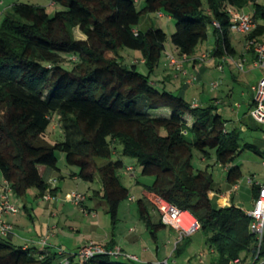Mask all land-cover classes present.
<instances>
[{
    "label": "trees",
    "instance_id": "16d2710c",
    "mask_svg": "<svg viewBox=\"0 0 264 264\" xmlns=\"http://www.w3.org/2000/svg\"><path fill=\"white\" fill-rule=\"evenodd\" d=\"M49 1L62 8L53 16L44 6L18 2L12 6L14 14L0 24V171L14 194L23 197L31 188L42 196L47 191L56 194V189H49L46 172L58 169L57 152L61 151L67 164L79 168V178L92 182L96 174L100 176L98 194L102 193L115 222L121 202L129 196L119 175L125 163L112 159L118 143L123 155L137 159L142 175L154 176L146 186L149 192L189 211L200 229L211 234L207 242L215 253L210 264H230L236 258L252 264L258 244L249 230L250 217L236 205L214 208L210 200L213 176L206 170L195 172L192 164L194 148L205 156L214 149L217 161L226 168L227 182L237 183L243 176L233 164L242 148L240 132L226 131L217 106L193 107V102L139 73L136 63L124 65L118 50L139 51L140 62L152 74L165 50L167 34L163 29L143 31L138 25L143 13L160 11L175 20L170 39L180 57L191 58L209 39V23L215 38L210 56H233L229 10L254 6L257 27L247 39L258 42L264 37V4L258 0H144L139 10L138 0ZM68 63L72 69L65 68ZM53 115L59 117L64 140L50 144L46 137ZM243 147L264 154L254 144ZM100 159L108 162L99 165ZM252 186L257 198L259 186ZM139 208L148 229L165 226L161 221L152 223L142 200ZM152 234L156 238V232ZM179 250L177 246L175 252ZM260 257L264 258V242ZM111 258L125 257L99 254L80 263L72 255L69 264H121ZM0 264H53V256L42 248L36 253L15 245L0 235Z\"/></svg>",
    "mask_w": 264,
    "mask_h": 264
},
{
    "label": "rangeland",
    "instance_id": "374dc122",
    "mask_svg": "<svg viewBox=\"0 0 264 264\" xmlns=\"http://www.w3.org/2000/svg\"><path fill=\"white\" fill-rule=\"evenodd\" d=\"M0 1L6 2L1 8L2 11H0L1 24L4 17L7 15H13L14 11L11 6L9 8L7 7L8 3L12 0ZM15 1L16 0H14V2ZM18 2L44 6L51 16H53L56 11L62 9L60 6H51L49 0H18L15 3ZM258 3L264 4V0H258ZM136 5L139 10L143 9L145 6L144 0H138ZM245 9L246 11L253 12L254 6L251 5ZM159 13H162L163 15L159 16ZM138 28L143 31L152 28L163 29L167 34L165 50L162 52L157 69L152 74H149L146 65L140 62L142 59L141 53L137 50L126 47L120 48L118 50L120 61L128 67H131L134 63H136L137 71L143 75H149L151 81H159L163 80L164 78H168V82L171 84L175 83L174 74L176 73V70L168 65L167 59V54H172L176 57H179L178 50L175 48L170 39V36L175 32V20L169 15L160 11L143 13ZM213 29L214 26L209 23V39L197 47L191 59L183 62L185 63L184 69H186L188 72L194 73V75L198 74L200 76V79L198 80L199 82L194 81L193 84H189L188 86L184 85L181 87L182 89L178 90L171 88L170 91L179 92L176 94L183 96L186 101H197L199 105L203 106L207 105V103L204 101L207 100V102H209L210 98L219 96L218 107L219 110L221 109L224 111L223 116L226 119V123L228 124L227 126L229 128L230 121L235 120L232 108L235 109V104L242 105V110L246 108L248 92L252 85L256 84L259 74L261 76L264 71L262 68L254 67L253 64H246L244 70L239 68L237 69L235 64L241 59L236 58L231 60L228 59L227 56L226 59L228 60H223V62L219 58L210 56V58L205 61H198V65L193 68L191 63H193L194 57H196L201 52L207 51L206 53H209L214 48L215 39L212 34ZM76 35L78 38L84 39V36L80 31H76ZM231 35L233 45L237 49V54L240 55L243 51V42L238 39H240L243 34L231 32ZM220 64H223V70L219 67ZM231 64L235 65L234 68L230 66ZM64 66L67 69H72L73 64L68 63ZM200 67H203L205 70L201 71ZM232 75H235L236 79H234ZM215 82L220 84L217 89L213 88L212 86V84ZM240 135V143L242 148L239 154L235 156L233 164L241 168L243 176L237 182L240 189L235 191L233 195L230 193L232 186L226 180L227 171L225 167L217 161L216 151L214 149H208L209 155L205 156L201 151L194 148L192 164L195 172L199 170H206L213 176V185L210 190V200L214 208H227L236 205L248 213L253 208L255 201L253 186L248 180L250 178L255 182L257 181L264 183V154L260 155L252 150L245 149L243 145L246 143L257 144V140H262L264 137V128L259 131L241 132ZM46 138L50 144L64 140V133L57 115H53V122L48 129ZM259 147L264 151L262 146ZM57 157L58 169H51V171L56 177L58 191H74L86 196V200L81 206L75 205L71 201H66L65 197L63 196V207H60V215L57 219H62L60 220L62 228L67 231L71 239L75 237L85 244H88L92 241L106 245L105 242L108 236V239L115 238L120 245V247H116L120 248L121 250L124 248L126 252H128L127 254L138 255V252H134V247L130 248L131 245L127 243L129 241V232L131 231V234L138 236L144 234V237L148 239V246L153 249L154 252L159 249L161 254L167 252L165 256H168L173 251V245H170L168 241L170 239V235H174L175 231L171 230L172 228L170 226H164L155 230L153 227L148 229L147 223L142 218L140 212L139 201L140 198L143 197L142 191L146 188V186L153 183L154 176L142 175L141 167L138 164L137 159L131 156L123 155L122 146L120 144L116 143V150L113 153L112 159H122L125 163V167L119 171V175L123 184L129 189V196L121 202L118 210L117 220L115 222L108 211V204L103 198L102 193H100V195L97 194L98 191H102V181L100 176L96 174L92 182L85 181L81 178L75 179L73 176H71V173L78 171L79 168L76 165L67 164L65 160V154L63 152L58 151ZM107 162L108 160L106 159L98 160L99 165H104ZM128 166L134 167V171H127L126 167ZM2 178L3 176L0 171V184L2 183ZM221 195H225V197H221ZM12 197L14 201H18L19 204L17 206L20 208V214L25 217L28 225H33V227L36 225L37 229H40L41 226H43V223L49 220L44 211L45 206H40V204L44 203L45 200L37 189H29L27 194L23 197H18L16 195H12ZM60 198V195L54 197V202H59ZM131 198L134 199L131 200ZM24 205L28 207L33 221L31 219L29 220V214L25 211ZM146 207L152 223L160 224V215L158 211L149 206L148 202L146 203ZM63 208L66 210L65 213ZM88 208H90L91 211H89ZM95 223L99 224L94 226ZM30 228H32V226L27 227L26 230L29 231ZM98 228L99 230L96 232ZM152 231L156 232V238L153 237ZM98 234L100 236H96ZM210 235V233L200 229L184 240L179 241L177 246L180 248V250L176 252L171 262L175 261V264H210V245L207 242L208 236ZM51 237H53L52 233ZM41 238L46 239V235L45 237ZM17 240H14V243L19 245L20 241ZM37 245L41 246L40 243ZM72 245L73 244L70 245L69 249L68 247L65 249L58 247L59 253L60 251H63L65 252V255L67 254L63 261L69 255L78 253L71 251L74 250ZM200 252H205L207 254V260L204 263H201L198 259L197 255ZM76 258L78 257L76 256ZM111 261L113 263L134 264L133 261L126 258H111Z\"/></svg>",
    "mask_w": 264,
    "mask_h": 264
},
{
    "label": "built area",
    "instance_id": "2783aa9c",
    "mask_svg": "<svg viewBox=\"0 0 264 264\" xmlns=\"http://www.w3.org/2000/svg\"><path fill=\"white\" fill-rule=\"evenodd\" d=\"M2 1H0V4ZM232 25L231 32L233 33H242L249 34L253 30L256 29L257 23L254 20L253 12L249 11H236L233 9L229 10ZM162 13H159V16H162ZM214 25L218 28L220 24L218 22H214ZM134 32H137L134 30ZM247 50L253 49L255 58L253 61V66L264 69V38L260 41H256L255 39L248 40L246 42ZM210 57L209 53H202L196 59L199 61H205ZM168 65L170 67H175L177 70L181 71L184 75H188L185 71L183 62L188 59L187 57H176L172 54H167ZM224 60L226 58L224 57ZM237 68L244 70L245 68V60L242 59L236 63ZM220 68L222 66L220 65ZM196 81L195 77L187 78V82L189 84L194 83ZM213 88H217L219 86L218 82L212 84ZM199 104L197 102H193V107H197ZM251 115L260 124H264V75L261 77L259 82L254 86V97H253V107L251 110ZM264 165V162H263ZM128 171H134V167H127ZM249 183L251 185L259 186V195L254 201L253 208L247 213L250 217L249 230L256 237L258 244V252L255 259L252 261V264H264V258L260 257L262 245L264 242V183L255 182L249 178ZM50 185V190L54 188L56 184V180L49 179L48 181ZM52 187V188H51ZM239 189V185L237 183L232 185V189L230 193L237 191ZM151 193V192H150ZM14 194L13 188L10 183L6 180L0 186V235L2 237H9L13 234L14 227L7 220V217L10 215H16L20 208L11 202V196ZM52 194L48 191L47 194L44 195L45 199L50 200L52 198ZM69 201L74 203L75 205L81 206L86 200V196L77 192H71L67 198ZM151 204L154 209L158 211L160 215L161 222L165 226H170L178 233V242L184 240L185 238L192 235L194 232L200 230L199 221L189 212L185 210L179 209L177 206L169 202L164 197L151 193L149 197ZM47 243V239H44L40 242L41 246L44 247ZM63 252V251H60ZM210 253H215L214 249H210ZM99 254H106L113 257H125L127 259L138 261L137 256L130 255L125 253L118 247L108 248L104 244L89 242L85 246H83L77 254H75L78 258L77 260L80 263L86 262L91 258L95 257ZM69 255L62 264H69L70 257ZM198 259L201 263H204L207 260V254L205 252H200L198 255ZM165 264H169L167 261ZM230 264H247L243 262L241 258H236L230 262Z\"/></svg>",
    "mask_w": 264,
    "mask_h": 264
},
{
    "label": "crops",
    "instance_id": "0c3cea01",
    "mask_svg": "<svg viewBox=\"0 0 264 264\" xmlns=\"http://www.w3.org/2000/svg\"><path fill=\"white\" fill-rule=\"evenodd\" d=\"M16 1H18V0H16ZM15 2H14V0L10 1L8 3L7 7L8 8L10 6L12 7L15 4ZM5 3H6L5 1H2V4L0 5V11H2L1 8H2L3 5H5ZM50 5L53 6L51 3H50ZM5 7H3V8H5ZM247 35L248 34H243V36H241L240 39H238L241 42H243V51H242V53L240 55H238L237 54V49L235 48L236 49V53L233 56H227L228 59H231V60H234L236 58L237 59H241V60L244 59L245 60V65L246 64H250V65L253 64V61H254V58H255L254 51H253V49L247 50L245 48L246 47V41H247ZM231 41H232V37H231ZM232 45H233V41H232ZM202 53H205V52H201L200 54H198L196 57H194V60L197 57H199ZM224 57L226 58V56H224ZM224 57H220L219 59L223 62ZM189 59H191V58H188L186 60H189ZM228 59H226L224 61H227ZM197 62L193 61V63H191L192 64L191 66L193 68H195L198 65ZM220 65L222 66L221 69L223 70L224 69L223 68V64H220ZM220 65H219V67H220ZM235 65L231 64L230 66H232L234 68ZM183 66L185 67V63H183ZM235 67L237 68V65ZM171 68L176 70V73L174 74V79H175L174 82L175 83L171 84L170 82H168V78H164L163 80H159V81L154 80V82L157 81L156 83L159 86L167 88L168 90H170L171 88H173L174 90H178V89H182L181 87H183L184 85H186V86L189 85V83L187 82V78L195 77L196 81H198L200 79V76L198 74L194 75V73L188 72L186 69H185V71L188 73V75H184L181 71L177 70L175 67H171ZM200 70L203 71L205 69L203 67H200ZM262 70L264 71V69H262ZM263 75H264V73L261 74V76L259 74V78H258L256 84L259 82V80L261 79V77ZM232 77L234 79H236L235 75H232ZM256 84H253L252 87L250 88L249 92H248L247 101H246L247 102L246 108L244 110H242V105H240V104H235V109L232 108V112L234 114L235 120L230 121V123H229L230 127L229 128L227 126L228 124L227 123L225 124L226 131L231 132L233 130H238L241 133V132H249V131H259V130H262L264 128V124H260L257 121H255V119L251 115V110H252V107H253L254 86ZM219 86H220V84H219ZM217 88H215V89H217ZM175 93H179V92H175ZM195 102H197V101H195ZM204 102H206L207 105L212 104V105L217 106L218 113L224 118V116H223V112L224 111L221 110V109L219 110V107H218L219 96H215L213 98H210L209 102H207V100L204 101ZM236 109H238L240 111H238ZM188 120H190V119H188ZM256 143L257 144H254V145L256 147H258L261 151H263L259 146H262V148H264V137L262 138V140H257ZM128 167H131V166H128ZM77 173H78V171L72 172L71 176H73L75 179H77V178H79L77 176ZM46 177H47L48 181H49V179H52V178L54 180H56V177H55L54 173L51 170L46 172ZM3 181H4V179L2 178V183H3ZM1 184H0V186H1ZM149 185H151V184H149ZM49 189H50V185H49ZM53 189H56V194H52L53 197L50 200H48V199L44 198V195L48 193V191H47L43 195V198L45 200L44 203L40 204V206H45L44 207V211L46 213V216L49 218V220L44 222L43 226H41L40 229H37L36 225H34V227H33V225H28L27 224V221H26L25 217L20 214V210H19V212L16 215H10V216L7 217V220L10 221L11 224L13 225V227H14L13 234H11L7 238L13 244H15L14 240L18 239L17 241H20L19 242L20 243L19 246H23L25 248H32L36 253L39 252V250L42 248L46 254H49V255L53 256V264H62L63 259L67 256V254L65 255V252H60L59 253V251H58L59 248L58 247H62L64 249L68 247V249H69L70 245L73 244L72 247H73L74 250H71V251L78 252L86 244L84 242H83L84 243L83 244L82 241H79L75 237L71 239V237H69V234L67 233V231L62 228V224L60 223V220H62V219L61 218L57 219L59 217V215H60V210H61L60 207L61 206L63 207V205H62V203L64 202L63 196L65 197L66 201H69L67 198H68L69 193H71V192L58 191V185L57 184H55L54 188H52L51 190H53ZM231 189H230V191H231ZM239 189H240V187H239ZM98 192H100V191H98ZM98 192H97V194H98ZM233 194H234V192L232 193V195ZM13 195H15V194H13ZM58 195L61 196L59 202L58 201L54 202V197H57ZM98 195H100V194H98ZM142 196L143 197L140 198V200H142L143 205L146 206V203L148 202V205L152 207V204H151V202L149 200V197L151 196V193L146 188L142 191ZM221 197H225V195H221ZM10 199H11L12 203H15L16 205L19 204L18 201H14L13 200L12 196H11ZM133 199L134 198H131V200H133ZM24 209L29 214V220L30 219L32 220L33 218H32V216H31V214H30V212L28 210V207L26 205H24ZM88 210L91 211L90 208H88ZM63 211L65 213V211H66L65 208H63ZM159 219H160V216H159ZM160 221H161V219H160ZM97 224H99V223H95L94 226H97ZM29 226L30 227L32 226V228H30V230L27 231L26 228L29 227ZM98 230H99V228L96 230V232ZM171 230H174V229L172 228ZM174 231H175V234L174 235H170V239L168 241V243L170 245L171 244L173 245L172 249H173L174 252L172 251L168 256H165L167 254V252H164L163 254H161L159 252V249L156 252H154V250L151 249L148 246V239L146 237H144V234H141V236H138V235L131 234V231H130L129 232L130 234L128 236L129 241L127 243L129 245H131L130 248L134 247L133 248L134 252H138V255L137 254H130V255L137 256L138 262H145V263L146 262H150V263H154V264H165V262L167 261L169 264H175V261L174 262H171V261H172L174 255L176 254L175 249H176L177 244L179 242H178V233H177L176 230H174ZM51 233H52L53 237H51ZM95 234H97V233H95ZM45 235H46V239H48L46 245L44 247H41V246L37 245L38 243H40L41 240H44L41 237H45ZM96 236H100V235L98 234ZM91 239H94V238H91ZM105 243H106V245H110V246H113V247H116V246L120 247V245L118 244L119 242L115 238L114 239L113 238L108 239V236H107V239H106ZM15 245H18V244H15ZM122 250L124 252H126V250L124 248H122ZM126 253H128V252H126ZM75 260L77 261V258Z\"/></svg>",
    "mask_w": 264,
    "mask_h": 264
}]
</instances>
